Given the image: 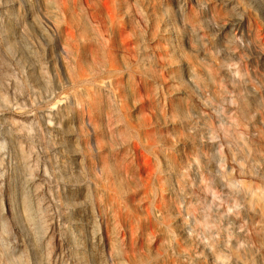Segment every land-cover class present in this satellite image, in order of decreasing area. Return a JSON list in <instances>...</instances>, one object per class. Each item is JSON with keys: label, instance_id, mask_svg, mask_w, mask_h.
Returning a JSON list of instances; mask_svg holds the SVG:
<instances>
[{"label": "rangeland", "instance_id": "1", "mask_svg": "<svg viewBox=\"0 0 264 264\" xmlns=\"http://www.w3.org/2000/svg\"><path fill=\"white\" fill-rule=\"evenodd\" d=\"M0 264H264V0H0Z\"/></svg>", "mask_w": 264, "mask_h": 264}]
</instances>
